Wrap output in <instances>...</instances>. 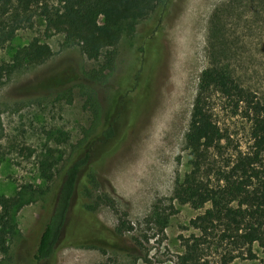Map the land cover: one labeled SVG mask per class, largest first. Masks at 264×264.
<instances>
[{
    "label": "rangeland",
    "instance_id": "374dc122",
    "mask_svg": "<svg viewBox=\"0 0 264 264\" xmlns=\"http://www.w3.org/2000/svg\"><path fill=\"white\" fill-rule=\"evenodd\" d=\"M16 13L0 0V65L34 38L53 55L0 73V195L22 202L0 264H224L231 246L219 242L218 231L202 235L190 223L209 204L181 203L174 188L192 167L185 134L207 68L227 70L264 102V0H172L164 16L157 11L135 21L117 44L109 80L90 83L100 105L97 121L77 88L97 62L48 30L38 8L17 27ZM213 99L214 119L233 145L246 149L248 125L240 110L217 93ZM110 124L116 136L105 141ZM84 150L91 153L96 185L86 198L82 178L68 216L76 223L72 233L63 234L49 263L38 262L34 253L65 170ZM87 199L98 203L89 215L79 209ZM251 250L253 259L245 252L227 264H264L257 244ZM188 252L192 259H183Z\"/></svg>",
    "mask_w": 264,
    "mask_h": 264
},
{
    "label": "trees",
    "instance_id": "16d2710c",
    "mask_svg": "<svg viewBox=\"0 0 264 264\" xmlns=\"http://www.w3.org/2000/svg\"><path fill=\"white\" fill-rule=\"evenodd\" d=\"M171 3L172 0H5V5L17 10L12 20L15 27L29 22L32 9L38 8L48 30L63 34L68 43L79 46L86 59L97 62L95 67L84 71L88 82L77 86L84 97V107L91 111L94 121L99 120L101 114L91 84L109 80L116 67L117 44L122 34L132 31L135 21L154 12L160 11L164 16ZM52 55L47 43L34 38L19 47L9 62L0 65V73L10 75L22 68L42 64ZM213 93L229 102L236 112L240 110L248 125L246 149L233 145L232 135L214 119ZM62 96L68 98L70 93L66 91ZM115 136L113 124L102 133L105 141ZM185 142L192 167L184 180L177 182L174 197L196 209L209 204L203 213L191 220V225L202 235L218 231L219 242L231 246L224 256V264L245 252L253 259L255 254L251 247L254 244L264 252V102L259 95L242 86L227 70L217 66L207 68L200 78ZM90 164L91 153L84 150L65 170L34 253L36 261L49 263L63 234L72 233L71 228L76 223H69L68 216L82 178L85 177L88 184L82 189L86 198L97 182ZM46 168L50 169L51 165ZM46 171L44 175L49 177ZM20 202L19 198L0 195V251L4 254H8L16 232L13 213ZM97 205L87 199L80 202L79 209L89 215ZM119 231L123 229L120 227ZM196 238L198 241L199 237ZM234 250L238 253L233 254ZM190 254L182 258L192 259Z\"/></svg>",
    "mask_w": 264,
    "mask_h": 264
}]
</instances>
